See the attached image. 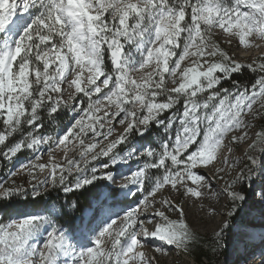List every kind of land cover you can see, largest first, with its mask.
Here are the masks:
<instances>
[{"label": "snow or ice", "instance_id": "1", "mask_svg": "<svg viewBox=\"0 0 264 264\" xmlns=\"http://www.w3.org/2000/svg\"><path fill=\"white\" fill-rule=\"evenodd\" d=\"M233 41L261 46L264 0H0V156L11 160L40 145L51 154L63 146L65 163L50 155L44 185L68 193L98 180L115 185L120 176V189L144 193L123 217L86 228L83 239L56 223L54 206L0 217V264H158L144 251L157 240L188 251L197 234L180 198L219 199L212 190L217 177L202 170L222 173L218 165L242 163L232 145L244 141L248 163L222 190L231 202L215 232L222 247L234 227L228 218L246 200L235 185L251 179L253 153L264 152V127L250 135L264 121V58L237 60L223 47ZM245 69L255 73L252 81L233 78ZM70 101L76 116L66 131L40 134L42 113L50 117ZM153 123L163 129L158 146H137L126 157L114 151ZM115 124L122 128L117 135ZM77 143L78 158H69ZM134 157L143 162L128 175L111 170ZM39 161L37 155L22 168H49ZM6 185L0 180V198L26 194L15 180ZM115 194L110 188L105 198ZM31 195H41L37 185ZM209 211L217 213L211 205Z\"/></svg>", "mask_w": 264, "mask_h": 264}, {"label": "rangeland", "instance_id": "2", "mask_svg": "<svg viewBox=\"0 0 264 264\" xmlns=\"http://www.w3.org/2000/svg\"><path fill=\"white\" fill-rule=\"evenodd\" d=\"M257 43L261 45L259 48L253 46L249 49H244L243 46L236 43V41H233V43L230 45L225 44L224 46L237 60L245 63H251L253 60H256L258 56L261 57L262 55H264V41H257ZM95 98L96 97H93V99ZM65 99H67V96H65ZM71 103L72 102L70 101V106L68 108L62 107L61 109H59V120L57 122H53L47 127H44L42 130H39L40 134L53 137L62 135L66 131L67 127L70 126V124L73 122V118L76 116V113L71 111ZM77 107H79V105H77ZM170 114L171 113H165V118ZM42 115L44 116L45 113H42ZM65 116L67 117L65 118ZM262 122L263 121L255 122L256 127L250 130V135L251 132L257 131V128L262 126ZM114 126L116 128V132L114 133V135H117L120 131H122V128L119 124H115ZM162 136L163 129L159 125L153 123L152 125H150V130L144 133L143 136H141L140 140L132 138L133 135H131L129 137L130 143L118 145L117 149H115L114 151L119 152L121 157H126L127 153L129 151H132L137 146H158ZM88 138H91V134H89ZM103 143H107V141L102 142L101 146H103ZM71 146L72 145L70 144L69 147ZM62 148L56 149L51 154L47 151V145H40L36 149L22 150V152L18 153L11 160H8L9 168L5 173L6 175L0 174V180L8 179V185L6 186H11V181L15 180L16 185L21 186L26 190V194H31L33 185H37V191H39L40 194L58 188L62 189L63 194H68L69 192L65 193L63 191V187L60 185L53 186L51 182H49L47 185L43 184V181L46 178H49L50 175V155L55 157L54 162L65 163V150H62ZM232 149L234 157H240L242 163L234 164L232 160H230L228 165L218 166L224 167V172H215L214 174L217 179L213 181V188H215V192H220L221 196L219 199L211 202V206L217 209L216 215L211 214V218H218L220 219V222L225 218L224 214L229 210L231 206L230 199L226 196V194H223L222 190L226 186L227 182H230L232 178L238 175L239 169L243 168L244 165L248 163L245 156V154L249 152L246 142L241 141L239 142V144H233ZM79 151L80 146L77 143L75 150L68 152V157L71 158L73 156H76L78 158ZM253 154L256 156L258 163L254 166V171L251 173V179H241L235 185L236 190L242 192V194L246 196V200L244 202H241L243 204L241 212L242 223L236 229V238L232 248L222 259L210 263L208 258H203L202 262H197L195 253L190 247L188 251H184L182 249H177L172 245H165L163 244V242L158 240L155 241V244L153 246L146 247L144 249L146 255L154 256L158 264H231V262H234V264H264V240L260 239L261 232H264V152H261L258 148ZM37 155L40 156L39 162L49 164V168H45L43 170L37 169L34 172L22 168V165L28 164L29 161H34V157ZM107 159V157H100V160L104 162H107ZM142 162V160L135 157L133 159H124L120 164L112 167L111 170L113 172H120L126 176L129 174L130 170H136L142 164ZM92 164L99 168L98 162L94 161L92 162ZM203 171H207L209 174H211L209 169ZM12 172H15L16 175L12 176L9 179L10 173ZM33 176H35V179H33ZM121 182L122 177L118 176L116 184L112 185V187H115L119 190V195L117 197L108 195L107 198H105V194L109 192V190H105L102 195L93 202L92 207L84 211L82 218L75 224L73 230L68 225L59 224L57 218L61 215V208L65 209L68 213H71L76 207L74 203H71L66 199H62L61 203H43L42 207L37 210L51 208L54 206L57 210V214L55 216L56 223L63 226V228L70 235H74L83 239L84 235L87 234L86 228L99 230V228L102 227L110 217H123L124 213L129 208L135 207L136 204L142 199L144 193L138 191L135 186H130V192L126 188L120 189L119 185L121 184ZM107 184L109 185V182H107ZM167 194L168 193H166V195ZM172 195L176 196L175 193H173ZM180 199L184 203L187 211L186 221L189 223L193 231L204 237L215 236V232L219 230L218 228L214 232H208L207 230L205 231L203 226H201L200 224L196 225V216H193V214H188V208L193 209V203L190 201V199L193 198ZM37 210L27 209L22 213ZM16 214L18 213H14L11 216L15 217ZM170 216L172 219L177 218L176 213H170ZM203 220H205V218ZM119 223L120 220L117 219V224ZM245 233L253 234L252 238L249 239L245 235ZM105 243L106 246H108L110 244V241L106 239ZM155 246H163L164 250L162 252H155Z\"/></svg>", "mask_w": 264, "mask_h": 264}, {"label": "trees", "instance_id": "3", "mask_svg": "<svg viewBox=\"0 0 264 264\" xmlns=\"http://www.w3.org/2000/svg\"><path fill=\"white\" fill-rule=\"evenodd\" d=\"M225 48V46L223 45ZM225 50H227L225 48ZM231 55V52L227 50ZM264 58V55L261 57H257L256 60ZM255 73H252L251 70L245 69L241 73L234 74L233 78L239 80L241 82H249L254 79ZM225 87H229V83L224 84ZM59 113V110H58ZM58 113L53 114L52 116H48L46 113L44 115V127L51 125L53 122H57L59 120ZM168 114V113H167ZM67 116H65L66 118ZM262 126L257 128V131L260 130L261 127H264V121L261 124ZM133 137L137 140H140L141 136L139 134H132ZM19 139V137H17ZM119 149V148H118ZM3 146H0V152L4 151ZM8 159L0 156V174L6 175V171L9 168ZM107 185V187H106ZM110 188H115L107 184V181L98 180L94 182L93 185L86 186L85 188L73 190L68 194H63L62 189H53L44 192L40 196H32L30 193L23 195H16L10 199L0 198V217L7 219L14 213H22L27 209L37 210L40 209L43 203H61L62 199H66L71 203H74L76 207L71 213H68L65 209L61 208L60 216L57 218L59 224L68 225L72 230L74 229L75 224L82 218L84 211L87 208H91L92 204L95 200H97L105 190H109ZM116 189V194L112 195L113 197H117L119 195V190ZM243 204L240 203L235 219L229 217L228 219L232 220L234 225L233 229L225 233V237L223 240V246L220 248L216 247V238L215 236L204 237L197 232V240L190 245V248L195 253V257L197 262H202L203 258H208L210 263L222 259L228 251L232 248L235 238H236V229L240 226L241 222V212H242Z\"/></svg>", "mask_w": 264, "mask_h": 264}, {"label": "bare ground", "instance_id": "4", "mask_svg": "<svg viewBox=\"0 0 264 264\" xmlns=\"http://www.w3.org/2000/svg\"><path fill=\"white\" fill-rule=\"evenodd\" d=\"M209 170L212 175L215 174L212 168H209ZM212 190L215 192V188H212ZM190 201L193 203V209L188 208V214L190 215L193 214V216H196L195 218L196 225L200 224L201 226H203L205 231L207 230L208 232H214L218 228V225L220 224V219L211 218L212 213L209 211V205H211V202H213L214 200L213 199L196 200L195 198H193L190 199ZM201 204H203V207H201ZM204 218L205 220H203ZM231 264H234V262H231Z\"/></svg>", "mask_w": 264, "mask_h": 264}]
</instances>
